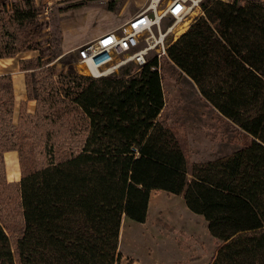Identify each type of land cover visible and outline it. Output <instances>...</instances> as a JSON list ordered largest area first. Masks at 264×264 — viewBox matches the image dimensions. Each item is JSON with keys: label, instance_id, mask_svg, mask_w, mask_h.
<instances>
[{"label": "trees", "instance_id": "obj_1", "mask_svg": "<svg viewBox=\"0 0 264 264\" xmlns=\"http://www.w3.org/2000/svg\"><path fill=\"white\" fill-rule=\"evenodd\" d=\"M18 1L23 6L2 1L0 11L18 28L36 26L38 4ZM200 6L203 13L168 43L167 56L248 142L189 164L162 119L156 58L134 73L125 67L98 78L70 68L60 92L83 118L82 141L57 159L46 138L39 163L23 169L17 182L22 223L9 234L0 221V264H116L123 219L145 222L153 190L181 195L203 217L218 241L209 264H264V1L203 0ZM11 39L0 41V58L34 49ZM26 60H18L21 70ZM25 85L35 109L28 113L22 101L14 124L11 76H0L1 137L9 128L15 138L21 126L34 134L41 118L56 117L51 94L60 92L34 86L32 93L27 74Z\"/></svg>", "mask_w": 264, "mask_h": 264}, {"label": "rangeland", "instance_id": "obj_2", "mask_svg": "<svg viewBox=\"0 0 264 264\" xmlns=\"http://www.w3.org/2000/svg\"><path fill=\"white\" fill-rule=\"evenodd\" d=\"M61 1L65 0H53L50 7L47 3L40 2L34 17L36 26L32 27L27 23L18 28L16 23L9 20L6 11H0V41L6 44L12 41L13 36L18 48H34L18 51L11 59L13 64H19L20 58H28L22 63V67L23 72L28 75L32 93L34 86L39 92L42 87H54L60 92L61 83L67 81L66 74L70 68L75 73L80 71L89 76L83 66L78 64L76 49H67L61 45L62 36L64 44H75L93 32L96 25L103 27L118 23L122 17L117 14L120 10L108 9H116L125 0ZM142 1L130 0L132 5L128 9ZM201 1L203 0L186 1L187 16L193 17L192 20L202 10ZM73 2H77V6L65 10ZM8 3L23 6L22 1L19 3L18 0H8ZM47 7L48 10H45ZM123 11L125 13L132 10ZM188 23L189 21L176 23L174 18L165 17L160 22L161 30L172 27L166 42L175 41L187 30L184 28ZM153 31L157 33L156 25L153 26ZM22 44H25L24 47H21ZM39 52L43 56L41 64L37 66L36 57ZM125 67L130 73L138 70L136 66L127 64L118 70L117 75ZM161 78L165 103L162 119L174 132L189 164L229 155L248 142L246 133L208 103L195 84L180 72L168 56L161 60ZM6 84L9 85L8 82ZM61 93L56 94L54 91L51 94L55 98L56 117H50L47 121L41 118L40 130L36 127L35 133L31 134L21 126L15 138L10 137L15 130L9 128L0 136V221L9 234L18 232L22 223L17 182L23 169L37 165L38 160L43 157L44 140L50 138V142L54 143L57 159L75 150L82 141L83 118L79 110L65 100ZM14 108L15 104L13 111ZM12 122L17 123L14 112ZM46 129L52 132V137L46 135ZM119 237L118 250L122 257L116 264H209L218 245V241L209 234L203 217L191 212L181 195L163 190L151 192L145 222L125 218Z\"/></svg>", "mask_w": 264, "mask_h": 264}, {"label": "built area", "instance_id": "obj_3", "mask_svg": "<svg viewBox=\"0 0 264 264\" xmlns=\"http://www.w3.org/2000/svg\"><path fill=\"white\" fill-rule=\"evenodd\" d=\"M186 1L169 0L165 6H160L161 0H148L141 10L116 28L78 45L75 48L78 64L83 66L87 75L98 78L117 74L127 64L140 68L156 58L152 68L161 75V60L167 57L166 37L172 27L162 31L160 22L170 17L176 23H185ZM154 25L157 33L153 31ZM78 74L83 73L78 71Z\"/></svg>", "mask_w": 264, "mask_h": 264}, {"label": "crops", "instance_id": "obj_4", "mask_svg": "<svg viewBox=\"0 0 264 264\" xmlns=\"http://www.w3.org/2000/svg\"><path fill=\"white\" fill-rule=\"evenodd\" d=\"M2 1H4V0H0V3ZM34 1L36 4H39L40 2L47 3L50 7L52 5L51 2L53 0H34ZM55 1H57V0H55ZM168 1L169 0H161L160 6H165L166 3H168ZM226 1H231V0H226ZM61 2L62 3H68L67 0L61 1ZM147 2H148V0H143L139 5L134 6L132 9H128V6L131 4L130 0H125L124 3L120 2L121 4L119 6H117L116 9H114V8L108 9V10H120L119 12H117V14L118 15L121 14L122 17L118 23L108 24V25H105L103 27L100 25H96L94 27L93 32L84 36L83 38L80 39L79 42H77L75 44H64V38L62 36L61 45L67 49L68 48H76L78 45L82 44L83 42L88 41V40L94 38L95 36L105 32V31L116 28L121 23H123L126 19H128L132 15H134L137 11L141 10L146 5ZM58 4H61V3H58ZM74 6H77V2H73V4H69L65 10H71ZM49 7H47V9H45V10H48ZM123 10H132V11H129V12L125 11V13H124ZM202 13L203 12H200L199 15H201ZM192 18L193 17L189 18L188 16H186L185 21L186 22L189 21V23L184 29H186L189 26V24L192 22ZM11 59H13V57L0 58V76L1 75H7V74H9L11 76L13 96H14V104H15V108H14L13 112H14L15 118L17 119L18 114H19L18 110L20 109L19 105L21 104V102L22 101L25 102V108H26L27 112L33 113L34 109H35V100H27L26 85H25V72H23V70H21L19 68L18 63L13 64ZM123 221H124V219H123Z\"/></svg>", "mask_w": 264, "mask_h": 264}, {"label": "snow or ice", "instance_id": "obj_5", "mask_svg": "<svg viewBox=\"0 0 264 264\" xmlns=\"http://www.w3.org/2000/svg\"><path fill=\"white\" fill-rule=\"evenodd\" d=\"M105 43H107V42H105Z\"/></svg>", "mask_w": 264, "mask_h": 264}]
</instances>
